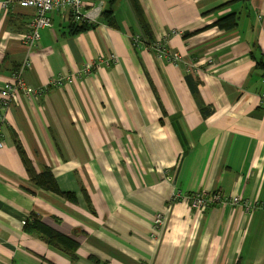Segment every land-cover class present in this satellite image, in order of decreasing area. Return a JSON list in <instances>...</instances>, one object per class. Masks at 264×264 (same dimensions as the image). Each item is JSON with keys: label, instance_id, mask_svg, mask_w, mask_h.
Masks as SVG:
<instances>
[{"label": "crops", "instance_id": "crops-1", "mask_svg": "<svg viewBox=\"0 0 264 264\" xmlns=\"http://www.w3.org/2000/svg\"><path fill=\"white\" fill-rule=\"evenodd\" d=\"M139 1L157 41L183 62L136 51L129 0L116 3L118 27L79 34L53 12L33 49L21 34L34 9L0 4V90L27 60V84L44 89L5 110L0 264H72L25 230L33 211L79 242L76 264H264V0ZM107 2L85 8L102 3L103 11ZM231 11L240 12L236 29L212 26ZM171 30L181 34L166 37ZM111 53V66L51 83ZM18 141L34 169L51 168L75 200L31 181ZM217 190L257 207L193 209L181 198ZM158 212L166 221L153 236Z\"/></svg>", "mask_w": 264, "mask_h": 264}, {"label": "built area", "instance_id": "built-area-1", "mask_svg": "<svg viewBox=\"0 0 264 264\" xmlns=\"http://www.w3.org/2000/svg\"><path fill=\"white\" fill-rule=\"evenodd\" d=\"M86 0H0V4L4 10L12 9L16 6L21 8L34 9L35 13L33 18L28 24V28L21 34V40L25 47L33 49L38 40L40 39V30L44 27L52 26V13L59 12L73 22H96L102 12V3L98 6L85 8ZM179 30H171L166 37L172 35H180ZM140 34H135L138 38ZM156 56L165 59L171 64L178 65L183 62V56L178 51L172 50L166 41H157L153 46ZM117 60V56L111 53L108 56L99 55L96 61L85 63L84 67L79 71L70 75L59 74L51 80L54 85L67 84L76 80L86 74H92L94 70L99 67V64L111 66ZM31 61L27 60L19 69H17L12 77V80L5 83L4 87L0 90V153L5 148V140L3 138V125L6 122L7 115L5 110L20 102L21 94L29 97H40L44 89L30 86L24 78V70L31 66ZM264 97V93L262 94ZM179 193L174 196L177 198ZM182 199H189L190 206L193 209H204L214 204L225 205H239L247 212L252 211L257 207V204L245 199L241 195H229L222 191H198L190 196H182ZM166 221L165 214L158 212L154 218L152 225V235H158V232L164 227Z\"/></svg>", "mask_w": 264, "mask_h": 264}, {"label": "trees", "instance_id": "trees-1", "mask_svg": "<svg viewBox=\"0 0 264 264\" xmlns=\"http://www.w3.org/2000/svg\"><path fill=\"white\" fill-rule=\"evenodd\" d=\"M118 0H108L107 7L102 11L101 16L98 18L96 22H73L70 21L68 24V29L70 34H79L84 31L95 29L101 23L109 24L113 27H118L117 20L115 17V6ZM136 19L139 23L140 27V36L138 38L133 35L131 37V42L133 47L138 50L142 48H149L151 52H154L151 46H153L157 39L154 35L153 28L147 19L145 11L139 0H129ZM240 20V12L239 11H231L226 14L221 15L216 22L212 24V26H217L220 29L225 31H232L236 29ZM136 33V32H133ZM138 34V33H136ZM186 35V34H185ZM156 55V54H155ZM258 66L264 67V61L260 60L258 62ZM19 148L21 149V156L24 159V163L26 165V169L30 176L32 182L36 183L39 187L47 189L49 191L55 192L68 200H75L76 196L72 192L62 191L56 182L54 174L51 168L46 167L43 171L37 172L34 169L32 161L26 155V152L22 148V144L18 141ZM90 204V203H89ZM25 230L28 232H38L44 240L52 245L55 248L62 250L64 253L70 256L72 264H76L78 261V247L79 242L70 235H66L65 233L55 229L54 227L47 224L40 218V215L36 214L35 211L29 215V218L25 224Z\"/></svg>", "mask_w": 264, "mask_h": 264}]
</instances>
